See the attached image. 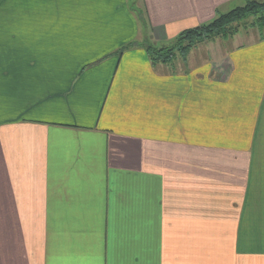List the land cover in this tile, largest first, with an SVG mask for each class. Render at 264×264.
<instances>
[{"label":"crops","instance_id":"obj_1","mask_svg":"<svg viewBox=\"0 0 264 264\" xmlns=\"http://www.w3.org/2000/svg\"><path fill=\"white\" fill-rule=\"evenodd\" d=\"M248 1L0 0V264H264V36L147 50Z\"/></svg>","mask_w":264,"mask_h":264},{"label":"trees","instance_id":"obj_2","mask_svg":"<svg viewBox=\"0 0 264 264\" xmlns=\"http://www.w3.org/2000/svg\"><path fill=\"white\" fill-rule=\"evenodd\" d=\"M138 14L144 22L142 11H138ZM251 18L255 19L254 26L261 33L264 29V0L248 1L243 6L219 13L209 22L186 29L177 35L174 43L170 46L156 47L149 42L147 50L154 62L168 63L177 55L185 57L200 42L233 37ZM132 46L133 44L126 45L120 50V53Z\"/></svg>","mask_w":264,"mask_h":264},{"label":"rangeland","instance_id":"obj_3","mask_svg":"<svg viewBox=\"0 0 264 264\" xmlns=\"http://www.w3.org/2000/svg\"><path fill=\"white\" fill-rule=\"evenodd\" d=\"M139 10H141V9L139 8ZM254 23H255V19L254 18L249 19V21L246 24H243L244 26H242L241 29H239L238 32L245 31L246 29L252 28V29H254V32L258 33V31H257L258 29H257V27L254 26ZM261 34L264 36V29L262 30ZM218 39L220 40L222 38H218Z\"/></svg>","mask_w":264,"mask_h":264}]
</instances>
